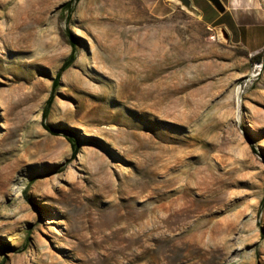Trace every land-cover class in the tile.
I'll return each mask as SVG.
<instances>
[{
    "label": "rangeland",
    "instance_id": "374dc122",
    "mask_svg": "<svg viewBox=\"0 0 264 264\" xmlns=\"http://www.w3.org/2000/svg\"><path fill=\"white\" fill-rule=\"evenodd\" d=\"M68 1L0 0V264H264V21Z\"/></svg>",
    "mask_w": 264,
    "mask_h": 264
},
{
    "label": "trees",
    "instance_id": "16d2710c",
    "mask_svg": "<svg viewBox=\"0 0 264 264\" xmlns=\"http://www.w3.org/2000/svg\"><path fill=\"white\" fill-rule=\"evenodd\" d=\"M75 0H69L65 5H64V8H71L73 3H74ZM257 55H260L257 54ZM75 61V53H72L67 59L66 61L63 63V65L61 66V68L59 69L57 75H56V78L54 80V84H53V87L54 88H57L59 86V83H60V79L62 77V74L74 63ZM54 100V94L52 93L50 95V97L48 98L47 102H46V106H45V109H44V112H43V117L44 119H46L49 115V108L52 104ZM45 128L50 131L51 133L53 134H64L68 137L70 143H71V146H72V157L73 158H76L78 153H79V149H80V143L78 141L77 138H75L73 136V134L71 133L70 130H68L67 128H56V127H53L52 125L50 124H45Z\"/></svg>",
    "mask_w": 264,
    "mask_h": 264
},
{
    "label": "crops",
    "instance_id": "0c3cea01",
    "mask_svg": "<svg viewBox=\"0 0 264 264\" xmlns=\"http://www.w3.org/2000/svg\"><path fill=\"white\" fill-rule=\"evenodd\" d=\"M222 1L224 2V4L227 7L225 13H227L228 11H231L232 8H236L239 5H243L244 7H246L249 10L250 13H252L251 18H247L248 23L242 24L243 27L251 26V24L253 22H256L258 20L264 21V0H222ZM194 6L201 12V17L208 24L214 23V20L213 21H208L206 19L207 13H206L205 9L202 10L200 7H199L200 8L199 9L196 5H194ZM206 10H208V9H206ZM254 18H256V19H254Z\"/></svg>",
    "mask_w": 264,
    "mask_h": 264
},
{
    "label": "water",
    "instance_id": "95a60500",
    "mask_svg": "<svg viewBox=\"0 0 264 264\" xmlns=\"http://www.w3.org/2000/svg\"><path fill=\"white\" fill-rule=\"evenodd\" d=\"M195 17H201V12L193 5L191 0H170ZM220 13L226 12V5L222 0H208ZM222 38L225 42L230 41V33L225 26L220 27Z\"/></svg>",
    "mask_w": 264,
    "mask_h": 264
}]
</instances>
